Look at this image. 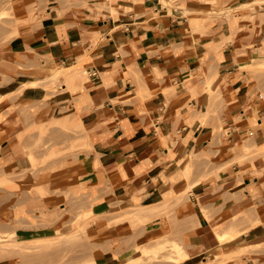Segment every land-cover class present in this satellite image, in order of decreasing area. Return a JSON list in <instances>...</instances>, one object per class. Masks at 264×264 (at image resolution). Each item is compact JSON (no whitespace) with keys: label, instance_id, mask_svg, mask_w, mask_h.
I'll return each mask as SVG.
<instances>
[{"label":"crops","instance_id":"crops-1","mask_svg":"<svg viewBox=\"0 0 264 264\" xmlns=\"http://www.w3.org/2000/svg\"><path fill=\"white\" fill-rule=\"evenodd\" d=\"M13 4L23 22L0 41V173L31 164L35 127L78 119L100 164L82 191L89 210L184 194L198 230L186 248L196 251L168 264H264V71L240 65L241 55L264 52V0ZM60 66L64 79L53 80ZM46 204L65 202L24 201L25 210ZM230 226L241 234L221 240L217 228ZM97 249V264L121 263Z\"/></svg>","mask_w":264,"mask_h":264},{"label":"rangeland","instance_id":"rangeland-1","mask_svg":"<svg viewBox=\"0 0 264 264\" xmlns=\"http://www.w3.org/2000/svg\"><path fill=\"white\" fill-rule=\"evenodd\" d=\"M22 22L16 17L13 0L0 1V41L18 34ZM263 53L250 51L248 56L241 55L243 70L251 75L264 71ZM51 65H56L54 60ZM53 73V80L59 81L66 74L61 66ZM51 126L56 129L46 124L35 127L39 129L37 138L32 136L34 131L27 130L33 137L28 145L32 159L28 167L20 172L0 173V260L4 264H89L88 259H97V248L120 253V264H168L170 258L182 260L196 251L186 248L198 230L192 205H188L184 194L103 213L89 210L90 201L82 199V191L96 181L100 164L90 159L91 145L78 119L53 120ZM257 150L247 148L246 153ZM206 167L208 170L209 165ZM42 175L49 178H36ZM49 194L65 204L53 209L46 204L38 211L25 210L26 199ZM58 218H62L61 227L59 223L50 232L35 233L37 226L54 224ZM217 230H231L236 233L234 238L241 234L235 226ZM228 237L233 236L227 234L221 240Z\"/></svg>","mask_w":264,"mask_h":264},{"label":"bare ground","instance_id":"bare-ground-1","mask_svg":"<svg viewBox=\"0 0 264 264\" xmlns=\"http://www.w3.org/2000/svg\"><path fill=\"white\" fill-rule=\"evenodd\" d=\"M10 182V181H9ZM12 184H15V182H11ZM142 216V215H141ZM217 234H218V236L220 237V239H222L225 235H227V234H231V236H235L236 235V233L235 232H229V233H225V232H219L218 230H217ZM82 261V260H81ZM80 261V262H81ZM88 261V263L89 264H97V259H94V260H92V259H88L87 260ZM86 264V263H85Z\"/></svg>","mask_w":264,"mask_h":264},{"label":"built area","instance_id":"built-area-1","mask_svg":"<svg viewBox=\"0 0 264 264\" xmlns=\"http://www.w3.org/2000/svg\"><path fill=\"white\" fill-rule=\"evenodd\" d=\"M94 72H96V71H94Z\"/></svg>","mask_w":264,"mask_h":264}]
</instances>
